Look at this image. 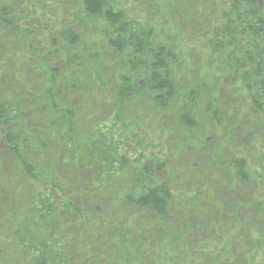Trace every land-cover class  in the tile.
Returning <instances> with one entry per match:
<instances>
[{"label":"trees","instance_id":"1","mask_svg":"<svg viewBox=\"0 0 264 264\" xmlns=\"http://www.w3.org/2000/svg\"><path fill=\"white\" fill-rule=\"evenodd\" d=\"M76 12L86 17L92 26L90 33L95 31L93 36L102 40V51L113 50L127 65L126 72L130 70L118 75L111 97L110 86L102 77L103 52L92 50L76 26L69 23ZM222 16L207 46L227 71L237 75L250 107L264 122V0H230ZM41 23L56 37L52 43H60L56 53L62 65L41 56L48 50L45 44L36 47L29 43L28 39L41 31ZM6 31L13 33L15 51L10 49L12 44L0 49V141L12 155L14 165L5 175L0 174V185L7 186L11 201L5 210L9 222L5 231H0V264H145L143 258L150 246L155 253L153 264L156 258L169 262V254L176 250L190 251V225L166 227L176 211L186 214L201 210L202 205L218 219L226 215L230 205L219 199L212 182L223 173H227L224 177L229 180V188L245 195L236 198L237 203L231 207L235 209L233 216L240 217L235 216L233 222L245 233L247 245L252 247L260 241V228L256 229L253 221L264 225V150L253 155L243 150L257 140L250 139L230 151L227 164L222 161L221 149L213 143L214 151L202 174L204 180L201 178L202 190L187 193L176 187L174 182L178 180L165 179L168 172L163 158L143 153L137 160L129 156L117 119L104 124L94 122L82 130L81 122L88 116L85 109L95 98L102 101L103 97L116 103V108L145 99L157 110L169 111L186 124L185 131L180 132L181 141L198 152L203 151L201 134L207 137L210 126L222 127L225 119L231 123V132L246 127V122L237 123L236 114L230 117V111L215 97L205 107L208 118L201 116L206 92L202 82L189 91L190 105L181 114L175 63L165 46L152 41V27L129 19L110 0H0L1 40L7 37ZM19 54L23 59L26 55L31 60L45 61L40 67L41 79L36 82L37 94L28 100L29 106L24 104L23 90L16 94L9 84L12 77L23 80V73H18L13 63L14 55ZM21 68L29 69L25 65ZM64 87L71 95L77 92L84 99L76 106L59 104L57 96ZM97 87L102 89L101 95ZM32 105L45 113L40 125L35 123L39 117L32 114ZM65 165L92 170L91 185L86 182L85 188L77 190L90 191L94 196L111 195L113 203L105 214L84 216L72 197L75 191L69 190L71 183L64 181L61 168ZM30 189L34 191L33 199L17 205L16 196ZM124 203L131 209L122 210ZM138 213L151 215L143 229L166 228L164 245L139 233L133 238L132 218ZM69 226L78 227L75 238L64 232ZM84 229L87 232L82 235ZM89 237L92 242H88ZM81 238L88 240L74 242ZM253 260L252 264H264L261 257L258 263Z\"/></svg>","mask_w":264,"mask_h":264},{"label":"rangeland","instance_id":"2","mask_svg":"<svg viewBox=\"0 0 264 264\" xmlns=\"http://www.w3.org/2000/svg\"><path fill=\"white\" fill-rule=\"evenodd\" d=\"M110 2L116 8L123 9L129 19L140 20L143 24L152 27V41L165 46L169 50L172 55L171 60L175 63L181 114L187 112L190 105L189 91L196 83L202 82L206 85V92L201 102L203 108L201 116L203 118L209 116L205 115L204 112L208 100L215 97L218 104L225 106L230 111V117L236 114L239 117L237 123L246 122L247 125L244 129L236 127L233 132L230 130L231 123L229 120L224 119L222 127L219 128L210 126L207 137L203 133L201 134L200 144L203 151L198 152L197 149L188 148L181 141L180 132L185 131L186 124L182 119L171 116L169 111H159L149 105L145 99L132 100L133 102L125 105L124 108L118 106L120 109L118 111L116 103L108 101L106 97H101V102L98 98H95L90 102V106L85 109L88 116L81 122L82 130H85L94 122L104 124L109 122L110 119H117L116 126L124 140V147L130 153L129 156L133 160H137L140 158V154L143 153L144 155L153 154L163 158L168 172L164 175L165 179L168 181H171V179L173 181L174 179L178 180V182H174L177 185L176 187L187 193L196 189L202 190L201 178L204 180L202 174L209 165L211 153L214 151L211 148L213 143L216 149H221L222 161L225 164L230 158V151L237 150L239 145H246L250 139H255L258 143L254 144L253 142L251 147L246 146L243 149L245 153L249 152L253 155L264 150V143L262 144L264 141V122L259 121L257 113L250 107L237 75L227 71L220 59L212 55L206 42L211 36L213 28L222 22V15L229 8L230 0H110ZM72 18L69 23L76 26L77 32L80 33L83 40H86L89 47L92 50L103 52L102 61L105 68L102 71V77L105 83L110 86L109 97H111L112 88L118 80V75L123 72L127 73L130 70L126 72L127 65L121 61L113 50L104 48L105 50L102 51V40L93 36L95 31L92 34L90 33L92 26L88 25L83 14L76 12ZM41 26V31H37L34 38L28 39L29 43L36 47L40 43L45 44L44 46L48 50L46 53L42 52L41 56L56 65H62L61 57L56 53V50L60 48V43L56 42L54 45L52 38L55 36L51 35L50 29L43 23H41ZM11 34H13L11 31H6L7 37L3 40L0 39V49L7 48L4 46L6 44H12L10 49L14 50L15 40L11 39ZM95 43H97L96 46ZM23 56L24 59L21 58L20 54L14 55L13 60L18 73H23V80L19 77H12L9 84L14 87L15 93L23 90L24 104L29 106L28 103L30 102L28 100L37 94L36 82L41 79L43 73L40 67L42 68V63L45 61L35 58L31 60L30 57ZM20 65H25L29 69L22 71ZM97 92L98 95H101L102 89L97 87ZM71 93L69 89L64 87L57 96L59 104L69 102L72 106H76L84 99L77 92H73L74 95H71ZM36 107V105H32L31 111L34 116L39 117L35 123L40 125L45 121V113L37 110ZM228 146L230 147L228 148ZM49 160L51 159H48L46 164ZM13 165L12 155L0 141V174L5 175L4 172L10 171ZM67 166L61 168L65 176L64 181L71 183L69 190L75 191V193H72V197L78 207H81L84 216L105 214L113 203L112 198H110L111 195L96 194L97 196H94L90 191L79 193L77 190L80 186L86 187L84 184L89 183L90 178H92V170L88 166L82 168ZM224 175L227 176V173L216 175L217 178L212 180L214 185H210L217 188L219 199L230 205L226 215H221L218 219L214 213L207 211V207L202 205L201 210L189 212L187 210L186 214L182 213L183 211H176L166 227L177 226L179 223L180 225L182 223H186L187 226L190 225L191 228L188 231L190 234V246L188 245L190 251L176 250L174 253L169 254V262L166 259V263H163L157 261L156 258L155 264H252L250 262L253 260L252 257L256 256L253 260L255 263L259 262L260 257L264 259V225L253 221V226L256 229L260 228V241L252 247L247 245L245 233L237 228L234 223L235 216H239L238 214L233 216L235 209L231 208L234 203H237L236 198H242L245 195L239 193V190L229 188L227 183L229 180H225ZM6 189L8 191L7 186L0 185V231H5L9 222L5 210L6 205L11 201L7 196L9 193ZM204 191L203 189L202 192ZM19 194V197L16 196L15 198L17 205L18 203L26 204L27 201H31L34 191L30 189ZM122 208L124 211L131 209L130 205L125 203ZM149 216L151 215L146 213L134 215L131 231L133 238L135 239L139 233L141 236L154 237L158 245H164L162 238L165 235L166 228L143 229V226L149 223ZM74 218L76 217L74 216ZM77 231H79L78 227L69 226L64 232L67 236L75 238L74 235ZM86 232L84 229L81 234L85 235ZM76 239L74 242L78 244L88 240L87 238L84 240L81 238L79 241ZM88 242H92L90 237ZM150 248L149 253L145 255L146 258H143L145 264H153L155 253L154 248L152 246ZM160 250L164 251L163 247ZM72 256L77 258V255L72 254Z\"/></svg>","mask_w":264,"mask_h":264}]
</instances>
